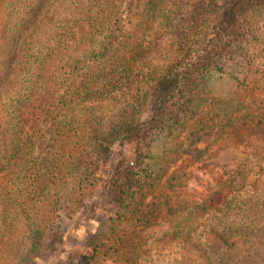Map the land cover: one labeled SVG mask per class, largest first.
I'll use <instances>...</instances> for the list:
<instances>
[{
    "label": "rangeland",
    "instance_id": "374dc122",
    "mask_svg": "<svg viewBox=\"0 0 264 264\" xmlns=\"http://www.w3.org/2000/svg\"><path fill=\"white\" fill-rule=\"evenodd\" d=\"M17 1L0 0V74L15 41L24 55L23 63L11 64L7 85L13 90L1 96L0 114L8 119L17 109L30 123L20 129L25 156L15 169L9 163L6 187L0 189L12 199L5 212L0 204V229L15 234L10 252L0 250V264H202V255L216 254L212 232L264 237V100L250 93L243 98L235 81L220 85L208 77L197 84L189 120L175 128L177 140L160 157L156 190L167 201L163 212L123 243L108 237L111 216L120 208L104 181L133 155V144L120 140L121 128L152 119L162 77L168 76V86L179 84L181 61L238 0H38L37 20L20 33L13 18L24 14V6ZM246 14H255V21L264 7ZM219 50L215 61L224 73L228 53ZM87 79L107 91H100L97 101L82 102ZM29 97L54 103L9 108L11 102L18 106L16 98ZM232 103V113H225ZM241 109L260 120L229 125ZM65 120L72 122L68 126ZM71 125L77 131L55 142ZM86 135L94 148L87 156L77 146ZM102 145L109 150L104 163L98 158ZM59 150L68 154L63 160ZM49 171L62 172L50 177ZM86 171L88 194L80 205L78 174ZM34 235L41 240L36 253L23 258ZM95 244L99 251H121L89 260ZM243 261L239 264H264V248Z\"/></svg>",
    "mask_w": 264,
    "mask_h": 264
},
{
    "label": "trees",
    "instance_id": "16d2710c",
    "mask_svg": "<svg viewBox=\"0 0 264 264\" xmlns=\"http://www.w3.org/2000/svg\"><path fill=\"white\" fill-rule=\"evenodd\" d=\"M37 1L19 0L16 2L17 5L24 6L22 10L24 14H16L18 17L13 18V21H15L14 25L18 27L17 33L29 29L34 24L33 22L37 20L36 14H39ZM260 6L261 8L264 7V0L235 1L230 7V13L221 16L215 22V30L198 41L191 48L188 57L181 61L180 73L177 76L180 80L179 84L176 86L172 83L168 86L165 83L168 76L162 77L160 81H163V89L159 94L157 110L152 119L145 125L136 124L133 126L127 123L121 128L120 132L122 133L120 135H122V138L120 140L123 144L125 142L133 144V155L127 162H119L113 173L104 181V187L111 193L114 203L120 208L116 217L111 216V234L108 236L110 237L109 239L114 238V241L123 243L126 238H131L139 234L143 229L150 227L163 212L164 204L167 201L161 200L163 198L160 195L158 196L156 190V182L159 181L161 170L163 169L160 164V157L167 153L177 140L174 138L175 128L178 127L181 130V126H184L189 120L192 112V102L198 96V92L196 93L195 91L198 83L207 77L216 80L217 84L220 85L231 84L232 86L231 82L235 81L239 86V92L244 94L243 98L250 93V95H256L257 98L262 96L261 99L264 100V14L260 15L259 19L255 21H251V17L255 16V14H246ZM8 16L13 17L14 14H8ZM261 17L263 18L261 19ZM12 47L13 49L8 53L9 58L7 59L9 61H5L3 65L5 69L2 68L0 74V98L3 94H8L13 90V88L7 85V78L13 74L11 64L13 62L20 64L24 62L21 44L15 41ZM219 49H224L223 51L228 53L226 57V61L229 63L228 71L224 73L222 72L224 68L220 67L217 61H215V52L220 51ZM212 61L216 64H211ZM221 65L226 66L225 63ZM216 71L217 73L211 75V72L214 73ZM82 91H84L82 102L85 103H88L91 99L97 101V97L95 96L99 95L100 91L103 93L107 92L104 85H99L98 83L92 84L89 79H87ZM38 101L42 102L39 103ZM52 101L51 98L44 100L39 98L32 99L31 97L28 99L23 98V100L16 98V102H20L18 106H14L11 102L9 108L26 109L35 107L33 105H36V103L42 106H51L54 103ZM233 105L232 103L227 110L225 107V113L231 114ZM242 105L245 108L244 102H242ZM237 108L239 109V107ZM248 117H251L250 123L260 120L259 118H255L254 115H250L247 110L241 109L239 117L232 118L229 125L243 126L244 123H248ZM71 122L65 120V124L68 126ZM29 123L30 118L24 112H20L17 109L14 110L8 119L0 114V189L3 187L5 189L6 187L3 185V182L8 179L10 172L9 163L15 169L17 161L25 156L27 141H25V137L20 129H22L23 125ZM68 126L65 130H60L55 142L59 141L60 138L66 137L68 131H77L73 125ZM83 138L77 146H81L86 156L91 152L94 153L90 135L83 136ZM87 146L93 149H89ZM5 152L6 155L10 153V156L13 157L12 161L7 160L6 156H4ZM99 152L98 158L100 162H106L107 155L109 154L108 147L102 145V149H99ZM56 155H61L58 160H63L65 158L63 156H67L68 154H62L59 150ZM61 168L63 169V167ZM61 172L58 171L52 174L49 171L48 173H50L51 177V175H58ZM83 173L78 174L81 181L78 182L79 188L76 190V193H80V196L82 195L80 205L88 194L86 191L90 181L87 174L89 172ZM11 200L9 192L0 191V204L4 205L3 212L6 210V203H10ZM77 209L78 207L74 212L77 213ZM71 215L74 214L68 213L67 217H71ZM3 219L1 215L0 225L4 224ZM114 226H118L121 229H117ZM0 232L2 233L0 235V250L3 251L4 249L5 253H8L12 248L15 234L9 228L0 229ZM212 233H214L216 239L214 241L216 254L210 257L200 255L202 258L198 261L202 264H239L243 259L245 261L253 253L260 252L264 248V237L262 234L259 236L254 233H241L227 238L222 234ZM32 239V244L22 252L23 258L28 259L36 253V249L41 241L40 236L34 235ZM35 239L36 241H34ZM94 247L96 249L92 250V253L89 254V260L98 259L100 255L101 257H111L112 253H116L115 251H118V253L121 251L119 247L102 251H99L100 247L97 244Z\"/></svg>",
    "mask_w": 264,
    "mask_h": 264
}]
</instances>
